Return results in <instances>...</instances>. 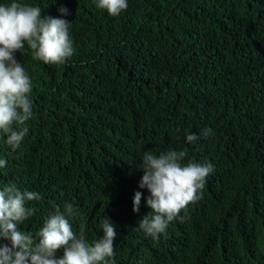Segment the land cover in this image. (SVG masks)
<instances>
[{
  "label": "trees",
  "instance_id": "trees-1",
  "mask_svg": "<svg viewBox=\"0 0 264 264\" xmlns=\"http://www.w3.org/2000/svg\"><path fill=\"white\" fill-rule=\"evenodd\" d=\"M15 2L71 22L74 49L63 64L34 60L27 44L15 53L33 114L20 148L0 132V190L42 197L21 230L35 237L54 205L72 204L90 245L106 217L116 226L114 264H264V0H127L117 16L96 0ZM168 150L213 171L154 239L138 229L151 211L142 157Z\"/></svg>",
  "mask_w": 264,
  "mask_h": 264
},
{
  "label": "clouds",
  "instance_id": "clouds-1",
  "mask_svg": "<svg viewBox=\"0 0 264 264\" xmlns=\"http://www.w3.org/2000/svg\"><path fill=\"white\" fill-rule=\"evenodd\" d=\"M96 6L117 16L128 8V2L96 0ZM59 11L68 14L67 8ZM70 24L64 19L43 16L38 6L15 0L0 5V132L7 134L6 142L13 150L20 148L28 134L27 121L33 114L32 82L15 59V53L27 44L34 60L44 64L65 63L74 54ZM211 131L205 128L201 135L207 138ZM198 139L196 134L186 135L189 143ZM186 156L185 151L175 150L158 156L149 151L143 154L139 187L150 193L146 203L151 211L138 220V229L154 239L165 233L169 222L190 203L202 198L206 177L213 171L211 164L191 160L182 164ZM5 165L6 161L0 159V168ZM141 197V192H135L133 212H139ZM40 199V194L21 190L14 183L0 190V241L9 242L0 243V264H114L116 226L106 217L101 222L103 237L90 245L82 233L77 236L72 230L70 221L79 216L72 204H66L63 212L54 205V214L44 221L35 237L22 231L20 225L35 215V209L26 204ZM60 249L63 255L57 257Z\"/></svg>",
  "mask_w": 264,
  "mask_h": 264
}]
</instances>
